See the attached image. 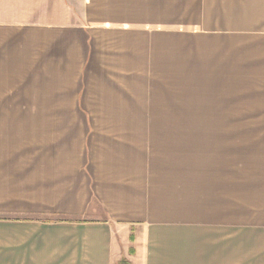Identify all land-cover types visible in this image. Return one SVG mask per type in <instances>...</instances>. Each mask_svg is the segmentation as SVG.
<instances>
[{
	"label": "crops",
	"instance_id": "1",
	"mask_svg": "<svg viewBox=\"0 0 264 264\" xmlns=\"http://www.w3.org/2000/svg\"><path fill=\"white\" fill-rule=\"evenodd\" d=\"M171 88L264 120V0H0V264H235L264 126Z\"/></svg>",
	"mask_w": 264,
	"mask_h": 264
},
{
	"label": "rangeland",
	"instance_id": "2",
	"mask_svg": "<svg viewBox=\"0 0 264 264\" xmlns=\"http://www.w3.org/2000/svg\"><path fill=\"white\" fill-rule=\"evenodd\" d=\"M185 91L179 93L178 88H171V95L169 97L168 103L164 106V111L169 112L170 115H181L185 116L183 118H171L168 120H156L162 123L161 125L177 126V127H206V126H264V120H248V119H232V120H219L210 118H195L193 115L196 114L195 105L193 102L192 88H184ZM206 113L202 111L201 114ZM2 122L13 123L16 120H3ZM29 121L27 128L31 127L30 123L34 120ZM155 121V120H154ZM152 122V120H151ZM5 124V123H4ZM3 131L0 130V134ZM6 138L5 142L0 143V150H14L17 148V143L12 142V138L8 137L6 134L2 135ZM33 141L27 136L26 143V158L32 159L35 157V151H33L32 146ZM235 243V264H264V230L260 231H235L234 237ZM249 251L248 260L241 258L243 253ZM241 259V262L239 261ZM126 259L121 262V264H126Z\"/></svg>",
	"mask_w": 264,
	"mask_h": 264
},
{
	"label": "trees",
	"instance_id": "3",
	"mask_svg": "<svg viewBox=\"0 0 264 264\" xmlns=\"http://www.w3.org/2000/svg\"><path fill=\"white\" fill-rule=\"evenodd\" d=\"M131 241L133 242L134 241V236H131ZM134 252V249H130V253H133Z\"/></svg>",
	"mask_w": 264,
	"mask_h": 264
}]
</instances>
